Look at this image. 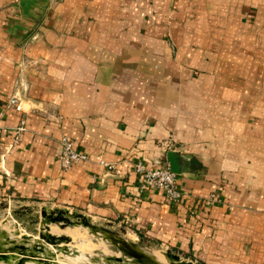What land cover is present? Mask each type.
<instances>
[{"label":"crops","instance_id":"0c3cea01","mask_svg":"<svg viewBox=\"0 0 264 264\" xmlns=\"http://www.w3.org/2000/svg\"><path fill=\"white\" fill-rule=\"evenodd\" d=\"M62 134L86 155L66 168ZM136 160H172L182 196L140 190ZM0 203L264 264V0H0Z\"/></svg>","mask_w":264,"mask_h":264},{"label":"rangeland","instance_id":"374dc122","mask_svg":"<svg viewBox=\"0 0 264 264\" xmlns=\"http://www.w3.org/2000/svg\"><path fill=\"white\" fill-rule=\"evenodd\" d=\"M40 208L33 204L18 205L12 203L9 205V203H0V229L9 232L16 230L18 232L17 234L9 233V236L29 246L36 241L41 242L43 251L38 250L36 253L39 256H46L49 264H139L134 262L133 258L124 255L116 244L104 236L103 232H92L88 227L77 222L72 225L63 223L61 220L47 223L46 228L50 233L68 235L70 238L67 241H59L58 243L61 246H54L41 241L39 239L40 237H38V232L42 231L44 215L40 213ZM44 209L49 210L47 208ZM70 219L76 221L78 217L72 216ZM89 220L93 224L111 230L114 235H118L128 241L139 243L142 248L152 253L163 264H169L167 257L163 255V251L166 249L164 250L158 247L149 249L145 247L140 241L133 239L131 232H127L121 225H116L101 219L93 220L89 218ZM22 233H27L28 235L22 238ZM75 234L77 236H74ZM51 250L54 251V255L52 256L48 253ZM169 251L175 253L174 250ZM14 255L16 257L22 256L17 253H14ZM108 256H117L120 260L106 259L105 257ZM180 259L184 260L181 257ZM14 260L16 261V258L11 259L9 262L0 260V264H15ZM22 264L43 263L36 262L35 260H26Z\"/></svg>","mask_w":264,"mask_h":264},{"label":"water","instance_id":"95a60500","mask_svg":"<svg viewBox=\"0 0 264 264\" xmlns=\"http://www.w3.org/2000/svg\"><path fill=\"white\" fill-rule=\"evenodd\" d=\"M171 170H175L173 165V161L170 160ZM40 213L44 215L43 218V228L41 232H38V237L41 241H44L48 244L54 246H61L59 245V241H67L70 239L68 235H56L50 233L46 226L48 222L54 221H62L68 225H72L73 223H81L82 225L88 227V229L92 232L101 231L103 232L104 236L107 237L112 243L116 244L118 249L126 256L133 258L134 262L139 264H163L161 261L156 259V257L152 254L147 252L142 246L133 241H128L118 235H114V233L106 229L102 226L93 224L89 218L81 213L78 212H69L65 209H49L45 210L44 208H40ZM78 217V220L73 221L70 217ZM9 233L17 234L16 230H12L11 232L6 231L4 229H0V260L4 262H9L11 259L16 258L14 260L15 264H22L26 260H35L36 262H42L43 264H49L47 262L46 256H39L36 251H43L42 243L41 242H34L32 245H26L22 242L16 241V238H12L9 236ZM27 233H22V238L27 236ZM60 248V247H59ZM14 253L21 254L22 256L16 257ZM49 255H54V251H48ZM163 255H165L168 259L169 264H196L189 260H182L178 256L177 253H171L169 249L163 251ZM106 259H115L120 260L117 256H108L105 257Z\"/></svg>","mask_w":264,"mask_h":264},{"label":"built area","instance_id":"2783aa9c","mask_svg":"<svg viewBox=\"0 0 264 264\" xmlns=\"http://www.w3.org/2000/svg\"><path fill=\"white\" fill-rule=\"evenodd\" d=\"M9 101L14 104L15 109H19L20 106L16 95L10 97ZM23 129L24 119L20 118L17 125L14 126L13 136L11 141L6 145L5 150L17 141L18 134ZM58 141L60 149L57 154V159L62 168H66L70 164L86 158L85 153L76 149L68 136L62 134L59 136ZM133 169L140 177V190L148 188L159 189L168 201H177L182 196V192L178 188L176 182L177 175L167 164L148 166L142 160H136L133 163ZM218 200L217 194L211 191L207 196L202 198V204L207 206L214 202H218Z\"/></svg>","mask_w":264,"mask_h":264},{"label":"bare ground","instance_id":"6f19581e","mask_svg":"<svg viewBox=\"0 0 264 264\" xmlns=\"http://www.w3.org/2000/svg\"><path fill=\"white\" fill-rule=\"evenodd\" d=\"M69 231H71V230H69ZM72 232V231H71ZM69 233V232H68ZM74 236H77V234H75Z\"/></svg>","mask_w":264,"mask_h":264}]
</instances>
